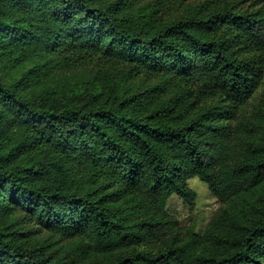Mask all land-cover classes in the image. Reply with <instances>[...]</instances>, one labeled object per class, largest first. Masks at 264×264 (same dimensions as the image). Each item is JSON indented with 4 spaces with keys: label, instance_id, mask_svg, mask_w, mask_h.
Segmentation results:
<instances>
[{
    "label": "trees",
    "instance_id": "16d2710c",
    "mask_svg": "<svg viewBox=\"0 0 264 264\" xmlns=\"http://www.w3.org/2000/svg\"><path fill=\"white\" fill-rule=\"evenodd\" d=\"M0 264H264V0H0Z\"/></svg>",
    "mask_w": 264,
    "mask_h": 264
},
{
    "label": "rangeland",
    "instance_id": "374dc122",
    "mask_svg": "<svg viewBox=\"0 0 264 264\" xmlns=\"http://www.w3.org/2000/svg\"><path fill=\"white\" fill-rule=\"evenodd\" d=\"M207 0H187L190 3L203 2ZM234 1V0H227ZM243 6L255 3L256 0H241ZM188 185L192 188L196 197L192 208L184 203L176 195H171L167 201V212L176 217L181 226L194 225L196 231H202L204 225L219 206L217 199L211 194L208 187L198 178L188 180Z\"/></svg>",
    "mask_w": 264,
    "mask_h": 264
}]
</instances>
